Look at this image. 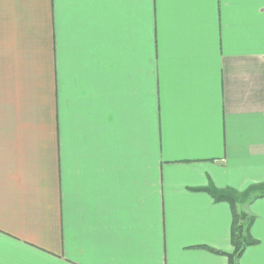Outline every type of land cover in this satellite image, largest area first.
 <instances>
[{
    "label": "crops",
    "instance_id": "1",
    "mask_svg": "<svg viewBox=\"0 0 264 264\" xmlns=\"http://www.w3.org/2000/svg\"><path fill=\"white\" fill-rule=\"evenodd\" d=\"M262 182L264 0H0V264H228Z\"/></svg>",
    "mask_w": 264,
    "mask_h": 264
},
{
    "label": "trees",
    "instance_id": "2",
    "mask_svg": "<svg viewBox=\"0 0 264 264\" xmlns=\"http://www.w3.org/2000/svg\"><path fill=\"white\" fill-rule=\"evenodd\" d=\"M189 189L205 191L214 201L229 204L232 214L230 239L233 251L225 252L211 246H202V248L226 256L228 258V264H240V259L245 250L259 243L252 234V227L256 220V215L249 211V207L254 201L264 197V182L250 184L244 190H237L232 187L220 189L213 183L205 187Z\"/></svg>",
    "mask_w": 264,
    "mask_h": 264
}]
</instances>
